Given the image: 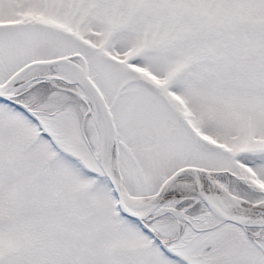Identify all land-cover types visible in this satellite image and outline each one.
Listing matches in <instances>:
<instances>
[{
    "label": "snow or ice",
    "instance_id": "6c2138e0",
    "mask_svg": "<svg viewBox=\"0 0 264 264\" xmlns=\"http://www.w3.org/2000/svg\"><path fill=\"white\" fill-rule=\"evenodd\" d=\"M0 264H264V0H0Z\"/></svg>",
    "mask_w": 264,
    "mask_h": 264
}]
</instances>
